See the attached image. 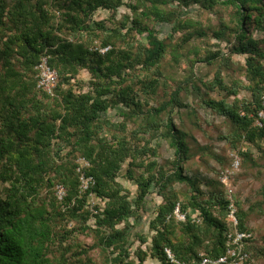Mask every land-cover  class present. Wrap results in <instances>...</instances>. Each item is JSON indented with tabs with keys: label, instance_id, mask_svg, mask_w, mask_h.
I'll return each mask as SVG.
<instances>
[{
	"label": "trees",
	"instance_id": "1",
	"mask_svg": "<svg viewBox=\"0 0 264 264\" xmlns=\"http://www.w3.org/2000/svg\"><path fill=\"white\" fill-rule=\"evenodd\" d=\"M122 7L128 11L117 20ZM193 8L198 19L190 16ZM101 9L111 12L112 26L95 18ZM156 23L171 24V34L161 37ZM209 32L217 43L203 52L189 47ZM191 52L189 74L168 72ZM44 55L59 74L53 95L38 88ZM199 62L217 66L213 78L197 75ZM263 95L264 0H0V264H144L149 257L173 264L167 247L184 264L222 255L229 199L221 174L233 151L245 172L264 170ZM190 99L223 117L225 155L200 145L176 121L184 109L180 117L201 128ZM162 141L172 158L162 159ZM198 154L203 163L207 155L220 163L216 176L187 173ZM81 157L95 180L87 190ZM120 177L136 185L135 195ZM57 184L66 189L63 200ZM260 190L262 199L248 208L236 195L240 226L253 234L248 250L255 264L264 260V243L248 221L264 215V184ZM153 193L163 200L150 234H135ZM91 194L100 203L90 206ZM136 239L141 245L133 250Z\"/></svg>",
	"mask_w": 264,
	"mask_h": 264
},
{
	"label": "rangeland",
	"instance_id": "2",
	"mask_svg": "<svg viewBox=\"0 0 264 264\" xmlns=\"http://www.w3.org/2000/svg\"><path fill=\"white\" fill-rule=\"evenodd\" d=\"M128 10L125 7H122L116 16V19L119 20L122 18L123 14H125ZM191 17L198 19L199 16L197 14V9L193 8L191 14ZM112 14L108 10H99L98 13L95 15V18L97 20L105 19L107 21L108 26H112ZM206 17V16H205ZM203 17V19L205 18ZM212 20H215V16H210ZM213 23H216L214 21ZM157 29L160 30L161 37H167L171 34V24L167 23H156L155 24ZM262 33H256V36H261ZM211 43V45H214V43H217V40L212 36L211 32L208 33V35L195 38L189 43L190 48H199L202 52L204 51L205 45ZM225 44H222V47H224ZM213 49H217L216 46H212ZM195 59V54H188L187 56L181 57V60L178 64H175L174 67H169L168 72H171L174 76L184 77L185 75L189 74L192 67V60ZM234 59H241L243 60L244 57L241 56H235ZM197 75L204 76L205 78H213L214 72L217 69L216 65L208 66L203 63H196L194 67ZM240 72L238 71L236 75H239ZM80 77L84 80H88L90 78V74L87 71H82L80 74ZM227 82H231L232 76H227ZM246 94V92H241L239 94V97H243ZM213 97L221 98L222 94L219 92L212 93ZM234 99V96H231L229 98L230 101ZM192 108L190 109H196L197 116L192 117L194 120H198L201 128H195L193 126L191 118L187 115H183V119L180 117L181 114L185 110H181V112H176V121L181 124L185 125V127L190 131V133L194 136V139L202 145V146H208L210 149H212L214 152L218 154L225 155L228 153V145L224 138H222V135L226 133L227 127L224 122L223 117L217 115L214 113L210 108L202 107L199 104V101L197 99L193 100L190 99L188 101ZM107 115L117 118L116 111L110 110ZM193 140V138H190L189 140ZM193 144V147L197 148V145L195 144L194 140L191 141ZM197 150V149H196ZM253 152L258 155V151L256 148H252ZM208 154V153H207ZM174 156V150L169 146V144L166 141H162V148H161V157L162 159H170ZM161 159V160H162ZM206 159L208 160L207 163H203L200 161V156L198 154L197 158H195L194 161L191 162L190 168H188L187 173L190 175L195 174V169H198V171L202 172L205 175H209L211 177L216 176L215 173L212 172V169L220 168V163L211 155H207ZM238 173H241V176L237 179L236 175ZM236 178V179H235ZM120 180L124 183L126 187H128L132 195H135L137 191L136 185L128 181L127 179L120 177ZM235 180V182H234ZM233 187L235 190V195H238L239 198L244 202V207L248 208L251 202H255L257 199H262V193H261V187L264 184V170L260 173H257V169H249L245 172V170L241 167L240 170L235 174L233 179ZM162 197L158 196L156 193H153L149 200H148V212L144 214V216L136 222V226L134 229L135 234H150V220L155 215V211L159 204L162 202ZM96 203H100V199L96 198L94 194H91L89 197V204L90 206L95 205ZM182 213V212H181ZM178 217V216H177ZM179 218V217H178ZM180 219V218H179ZM248 226L251 227L254 230V234L258 240L259 243H264V215H261L258 212H255L251 218L248 221ZM82 239L86 241L88 244H92L94 242V239L92 237H85L81 236ZM141 245V241L139 239H136L135 245L133 246V250H135L138 246ZM148 244H143L142 248L146 249ZM95 254L98 256V258H101L102 255L99 253L98 249L95 250ZM159 262L158 259L149 257L144 264H157ZM258 264H264V260H258Z\"/></svg>",
	"mask_w": 264,
	"mask_h": 264
},
{
	"label": "built area",
	"instance_id": "3",
	"mask_svg": "<svg viewBox=\"0 0 264 264\" xmlns=\"http://www.w3.org/2000/svg\"><path fill=\"white\" fill-rule=\"evenodd\" d=\"M108 49L109 47H104L101 51L104 53ZM36 69L38 88L49 94H55L59 83V74L57 69L50 64L49 56H42ZM262 99L264 104V95ZM262 118H264V109L259 112L258 124L260 125L262 124ZM231 158V166L225 169L221 174V181L227 187L229 199V223L226 230V235L229 241L228 246L222 255L213 258L206 257L195 264H255L248 250V245L253 238V234L252 232L242 229L240 226L237 198L233 187L234 176L241 168V157L237 151H233L231 152ZM78 162V170L82 174L81 189L87 190L90 185L95 183V180L92 176H87L84 173V168L89 165V162L84 157H81ZM55 193L60 200H63L66 195V189L62 184H57L55 186ZM176 214L182 220L186 218V215L181 213L179 207L176 209ZM165 253L171 263L184 264L177 259L171 248L167 247Z\"/></svg>",
	"mask_w": 264,
	"mask_h": 264
}]
</instances>
